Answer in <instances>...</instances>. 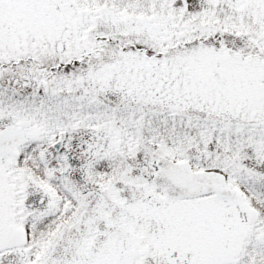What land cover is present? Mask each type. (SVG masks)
Segmentation results:
<instances>
[{"label": "snow or ice", "instance_id": "1", "mask_svg": "<svg viewBox=\"0 0 264 264\" xmlns=\"http://www.w3.org/2000/svg\"><path fill=\"white\" fill-rule=\"evenodd\" d=\"M0 264H264V0H0Z\"/></svg>", "mask_w": 264, "mask_h": 264}]
</instances>
